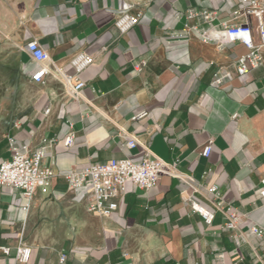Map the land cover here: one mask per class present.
<instances>
[{
	"label": "crops",
	"instance_id": "1",
	"mask_svg": "<svg viewBox=\"0 0 264 264\" xmlns=\"http://www.w3.org/2000/svg\"><path fill=\"white\" fill-rule=\"evenodd\" d=\"M240 3L0 0V60L13 62L31 92L26 110L0 128V161L11 156L9 137L33 149L43 138L54 139L43 163L58 174L148 155L175 164L204 187L217 185L224 200L216 209L180 178L162 175L148 190L128 183L119 209L101 217L89 212L87 194L70 190L61 175L48 192H36L28 212L20 190L0 187V246L12 250L9 256L0 253V264H219V253L225 264H264V236L251 233L254 225L264 227V65L242 81L235 62L247 53L244 45L171 37L186 24L205 25L200 17L186 19L189 8L214 12L212 24L221 27L242 20L233 17ZM124 11L143 18L120 34L114 23ZM32 39L69 74L75 54L94 57L81 73L86 86L79 101L67 96L56 74L45 83L33 80L38 64L26 51ZM140 60L148 64L136 73ZM220 68L233 75L216 86ZM142 111L148 117L133 120ZM70 132L76 137L69 148L64 140ZM132 138L137 145L130 148L126 142ZM210 140L212 153L204 157ZM189 197L214 211L212 224L192 210ZM233 211L240 223L227 229ZM20 242L31 247L27 263L15 260Z\"/></svg>",
	"mask_w": 264,
	"mask_h": 264
},
{
	"label": "built area",
	"instance_id": "2",
	"mask_svg": "<svg viewBox=\"0 0 264 264\" xmlns=\"http://www.w3.org/2000/svg\"><path fill=\"white\" fill-rule=\"evenodd\" d=\"M180 17V16H177ZM188 20L200 17L204 26L199 24H186L185 27L172 33V40H181L196 36L207 42H216L221 45L239 42L244 45L247 53L238 57L235 62V74L242 81H246L254 70L264 65V0H241L240 5L233 12V17L242 20L236 24L225 23L221 27H215L212 22L215 13L206 9L198 10L189 8L185 13ZM143 15L141 13L132 14L124 11L115 20V27L120 34H125L137 25ZM26 51L38 64L37 70L33 74V80L45 83V77L56 74L63 84L65 93L68 97L79 101L81 92L86 86V82L81 78V73L86 70L93 62L94 57L85 53L75 54L70 65L73 73L63 71L52 60L48 51L39 43L37 39H32L26 44ZM146 60L137 61L134 64L136 73H140L147 66ZM228 70L220 68L214 74L213 84L222 85L226 79L232 77ZM48 107L45 113H50ZM147 111H142L133 116V120L148 117ZM238 114H234L236 118ZM75 133L70 132L66 135L64 144L72 147L75 142ZM9 159L0 161V187H7L11 190H20L22 195L28 200L23 209L29 211L31 202L37 191L48 192L53 180L61 175L67 182L70 190H83L88 198L89 212L101 217H110L119 209V198L127 190V184L132 183L140 189H151L155 187L162 175L180 178L184 183L192 188L193 192H200L213 204L216 209L223 208V198L221 197L217 185L204 187L197 183L191 175L181 173L175 164L166 162L158 157L145 156L140 161L131 158H112L104 162L91 163L89 166L56 173L51 167L44 165V159L54 146V139L43 138L39 146L33 149L29 143L19 142L15 137H9ZM126 145L133 148L137 145V140L129 139ZM213 150V141L210 140L202 149L201 155L209 157ZM210 171L205 173L209 174ZM262 188L260 195L264 197V178L261 180ZM194 212L199 213L207 225L212 224L215 213L211 209L202 205L193 197L187 199ZM228 210L232 206L227 207ZM240 223V215L233 211L228 215L225 223L227 229H236ZM251 233L258 237L264 236V227L254 225ZM237 244L240 239L235 237ZM9 246H0V253L11 255ZM31 247L20 242L15 249V260L18 263H27L30 259ZM219 264L223 262V253L217 255ZM65 260L62 255L61 261ZM196 264V263H193Z\"/></svg>",
	"mask_w": 264,
	"mask_h": 264
},
{
	"label": "rangeland",
	"instance_id": "3",
	"mask_svg": "<svg viewBox=\"0 0 264 264\" xmlns=\"http://www.w3.org/2000/svg\"><path fill=\"white\" fill-rule=\"evenodd\" d=\"M27 94H31L28 82H25L13 62L0 60V128L4 122L19 117L26 110Z\"/></svg>",
	"mask_w": 264,
	"mask_h": 264
}]
</instances>
